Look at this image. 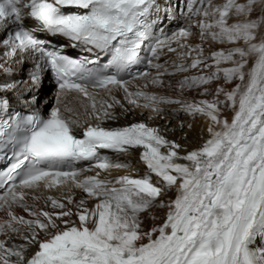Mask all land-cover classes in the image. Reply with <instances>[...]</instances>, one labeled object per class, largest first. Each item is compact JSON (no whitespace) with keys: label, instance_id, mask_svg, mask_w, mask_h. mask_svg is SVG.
I'll return each mask as SVG.
<instances>
[{"label":"snow or ice","instance_id":"1","mask_svg":"<svg viewBox=\"0 0 264 264\" xmlns=\"http://www.w3.org/2000/svg\"><path fill=\"white\" fill-rule=\"evenodd\" d=\"M174 8L188 23L169 32ZM194 70L168 82L175 97L147 91ZM165 105L203 119L198 147L167 138ZM137 151L143 174L113 177L130 165L105 153ZM5 160L0 264H264V0H0Z\"/></svg>","mask_w":264,"mask_h":264},{"label":"bare ground","instance_id":"2","mask_svg":"<svg viewBox=\"0 0 264 264\" xmlns=\"http://www.w3.org/2000/svg\"><path fill=\"white\" fill-rule=\"evenodd\" d=\"M221 0H213V3H220ZM197 17H195L194 19H196ZM199 20V18L197 19ZM188 23V21H187ZM187 23H184L183 26H186ZM173 29H176L175 25L173 26ZM195 32H197V29H194ZM194 32V33H195ZM195 38V37H194ZM190 39V38H189ZM193 39V38H192ZM196 39V38H195ZM188 43L190 44H196L199 43L197 40H192V42L188 41ZM205 51L206 53L210 50L216 49L219 46L218 45H209V44H205ZM165 56H167L166 60H169L171 62V60H174L176 58V54L175 53H167L166 55H162L161 59L165 58ZM165 62V61H164ZM163 62V63H164ZM190 62V61H185ZM167 66V65H166ZM154 74V73H153ZM190 74H196L195 70L192 73H180L177 74V76L173 77V76H167L164 77V81H165V87L163 88H153L152 86H149L147 91L150 92H156L157 94L160 95H166V96H172L175 97L177 96V92L173 89V90H169L167 88V83L169 81L171 82H175L177 79L182 78L184 75H190ZM20 75L24 76V73H20ZM167 81H166V80ZM48 83V78H45L44 80V85H43V89L41 90L40 93V99L43 100L45 97H51L52 94H45V88H46V84ZM216 85L215 83H213L212 85H210V88H214ZM185 97L189 98V99H201V98H206V99H211V97H199L197 95V93L195 91H185ZM9 98L11 99V94L9 93ZM118 98H120L118 96ZM12 104L16 105V101L12 100ZM39 107V105H38ZM164 108V111L166 113H168L167 119L170 120V127L174 129V131L171 132H167L166 136L168 139L170 140H175L177 143H180L182 145V148L187 149L188 151L193 150L194 148L198 147L200 145V143L202 142L201 140V136H205L206 137V132L202 133L201 132V128L204 126V121L202 118L197 117L195 120H192L190 117L186 116L183 113H180L177 117H173L171 114V110L173 106H162ZM117 111H119V109H117ZM148 113L147 112H141V110L137 109L134 111H131L130 113L127 114V116H121L120 119L118 121H116L115 123L109 122L108 124H106L105 126H112V127H116V126H121V125H125V124H130L133 122H138V121H143L146 119ZM224 116L230 118L232 113L231 111H225L223 113ZM82 119H85L84 117H82ZM183 121L184 122V128L183 130H181L179 128V123ZM151 126H156L158 124L162 125L165 123V120H156V121H147ZM188 124H192V128L189 129L188 128ZM185 135L187 136V139H184ZM138 156H139V152H135L132 156H123V155H115L113 157H109L113 162H127L130 165V169L131 171H126L123 169H113L111 175L113 177L115 176H120V175H125V174H131L134 176L137 175H142L144 172V166L139 163L138 161ZM94 173H85V175H92ZM39 194V193H38ZM67 189H65L63 192H59V191H53L51 193L49 192H44L43 195L47 196V195H53V196H57L60 197L62 195H67ZM76 198L78 199L79 196L81 195V193L79 192V190H74L73 193ZM171 197L174 198V193L170 194ZM169 197H165L164 199L167 200ZM42 203V202H41ZM166 210H161V209H153V212L160 218H162L164 216ZM159 222V221H157ZM150 223V222H149Z\"/></svg>","mask_w":264,"mask_h":264},{"label":"rangeland","instance_id":"3","mask_svg":"<svg viewBox=\"0 0 264 264\" xmlns=\"http://www.w3.org/2000/svg\"><path fill=\"white\" fill-rule=\"evenodd\" d=\"M198 18L200 19V17H197L196 20H197ZM181 26H182V23H179V26H178V27H181ZM193 32H195L194 29H193ZM194 37H195L196 39H195ZM194 37H191L188 41L192 42V40H195V41L197 40V41L199 42L198 38H197L196 36H194ZM192 38H193V39H192ZM165 80H166V79H165ZM166 81H167V80H166ZM167 84H168V83H167ZM48 93H49V92H48ZM48 93H45V94H48ZM171 194H172V193H171Z\"/></svg>","mask_w":264,"mask_h":264}]
</instances>
